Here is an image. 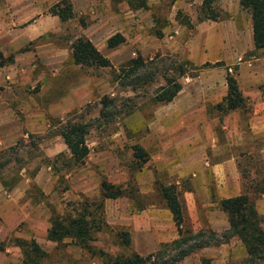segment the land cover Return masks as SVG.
<instances>
[{"label": "rangeland", "instance_id": "1", "mask_svg": "<svg viewBox=\"0 0 264 264\" xmlns=\"http://www.w3.org/2000/svg\"><path fill=\"white\" fill-rule=\"evenodd\" d=\"M59 1L0 0V52L11 57L0 66V152L9 160L0 170L6 182L0 181V264L21 263L15 238L33 240L45 252L37 264H102L96 253L69 238L46 239L52 216L73 215L84 204L94 208L99 200L104 226L93 231L90 249L110 255L154 252L160 243L177 237L175 228L166 226L170 215L160 194L165 185L175 187L185 226L213 230L212 221L222 219L216 207L194 204L190 216L184 193L190 191L189 176L195 169L190 163L204 154L210 163L233 156L240 192L247 193L264 221V82L256 95L262 106L246 97L242 107L228 112L209 100L204 108L180 110L179 101L151 98L164 83L162 75L182 61L191 64H182L188 69L185 82L199 72L223 74V65L236 79L238 61L248 54L232 56V61L221 57L216 66L213 58L216 52L223 56L218 44L236 53L233 24L244 42L251 21L238 0H212L216 20L199 17L202 0H148L141 9H130L127 0H68L72 16L65 21L50 12ZM115 33L123 41L109 48L105 41ZM77 37L87 38L110 65L74 64L70 46ZM138 56L144 66L137 75L153 73L151 81L125 77L129 62ZM191 90L197 101L198 89ZM102 97L111 99L105 107ZM101 108L112 117L103 118ZM68 121L87 125L88 153L78 164L58 134ZM249 123L257 127L255 134ZM133 147L144 152L140 167ZM182 171L187 176L179 177ZM101 180L118 186L121 194L101 198ZM193 217L199 218L200 227L194 228ZM121 231L127 232L128 244L120 241ZM244 259L243 246L230 238L199 249L179 264H247Z\"/></svg>", "mask_w": 264, "mask_h": 264}, {"label": "trees", "instance_id": "2", "mask_svg": "<svg viewBox=\"0 0 264 264\" xmlns=\"http://www.w3.org/2000/svg\"><path fill=\"white\" fill-rule=\"evenodd\" d=\"M148 0H127L130 9H141L146 7ZM173 1V0H168ZM212 0H202L199 11L201 19L216 20L218 13L211 5ZM239 6L249 13L252 31V43L254 50L264 48V0H238ZM52 15H56L60 21H65L72 16L71 5L68 0H60L50 9ZM123 41L119 33L109 36L105 44L112 48ZM70 57L74 64L85 66L106 67L110 65L109 60L103 56L94 45L83 37L75 38L70 46ZM11 61V57H4L0 52V66ZM130 66L125 71V77L136 76L138 70L144 66V62L138 57L129 62ZM183 65L191 66L188 61H182L171 71L164 73L163 84L157 87L152 95L153 102L166 103L173 99L180 89L178 79L187 74V68ZM221 65L220 62L213 64ZM190 68V67H188ZM153 73H143L137 75V82L151 81ZM226 94L216 107L223 112L238 109L244 105L245 97L241 95L235 77L226 69L225 73ZM101 104L105 107L111 99L102 97ZM99 113L103 118L110 119L111 112L100 109ZM111 116V117H110ZM87 125L82 122H65L59 129V136L62 139L70 158L78 164L83 161L88 153L85 144V134ZM133 156L138 162V167L145 161L144 152L139 147H133ZM4 152H0V170L9 162ZM7 160V161H6ZM2 185L6 184L1 180ZM101 198H115L121 194L118 186L105 180L99 183ZM161 198L166 208L171 214L172 222L175 226L177 237L159 245L156 251L139 255L132 252L130 254L110 255L101 249L97 251L90 249L89 242L93 240V231H100L104 226L101 217L102 203L99 200L94 208L88 205H81L80 209H74L73 215H54L49 220L46 232V239L53 242H60L69 238L80 248H84L101 260L102 264H179L184 258L199 249L225 243L230 238L237 239L244 248L247 264L264 263V221L257 213L254 203L247 193H240L235 196L218 200L217 206L226 217L227 226L219 234L210 229L192 230L184 225V216L177 197V192L173 185H165L160 188ZM120 241L128 244L127 232H119ZM15 244L21 251L20 264H37L45 255V252L33 240L14 239Z\"/></svg>", "mask_w": 264, "mask_h": 264}, {"label": "crops", "instance_id": "3", "mask_svg": "<svg viewBox=\"0 0 264 264\" xmlns=\"http://www.w3.org/2000/svg\"><path fill=\"white\" fill-rule=\"evenodd\" d=\"M240 35L241 32L239 30H236L233 24V27L231 29V36L232 37L236 36V38L238 39L236 44V49H237L236 53L233 55L234 50H232L229 45L218 44L220 51L223 52V56H221L220 52H216L213 61L220 62L219 60L221 59V57H223L225 60L232 61L231 60L232 56H236L237 54L241 55L244 52L248 54L249 55L248 56L249 58L247 57L248 59L246 58L243 61L241 60L238 61L239 73L238 75L235 74V76L241 95L245 98L250 97L251 99H255L256 95L260 94L259 84L264 82V48L254 50L252 43L251 23L248 24L246 30L244 31V42L242 43L240 42L239 39ZM238 59H240V57H238ZM221 69H223L224 72L223 74H219V75H216L218 74V71L215 70L199 72L198 74L194 75V77L190 78L191 79L190 82H185V80L188 77L184 75L181 76L179 80L180 89L173 97L171 102L179 101L178 107L180 108V110L193 109L196 106H199L200 108L201 107L204 108V104L208 100L212 104L220 103L226 94L225 73H226V69L229 71V68L223 65V68ZM207 75L209 76L214 75V78L208 81L197 80L198 78H204V76ZM194 86H196V88L198 89L197 101H194V97L196 96V93H194L191 90V88ZM256 99H257L256 106H259L261 103H263L260 101L259 98ZM213 124H215V121H213ZM249 124L251 127L250 130H252V132L255 134L257 127L254 124L251 123ZM147 137L158 138L151 134L147 135ZM228 155L229 154H226V157H224V159L221 160L220 162H213V163H210L207 157H205V154L203 156L202 155L197 156L196 159H193L190 165L195 166V169H193V172H191L189 176V179L191 181V185H190L191 187H189L190 191L184 192L186 196L185 197L186 204L188 206V214L190 216L193 215L192 211L194 210L195 205L209 206V207L214 205V207H216L213 209L214 211L216 210L220 214V218L222 219H220V221H212L210 227L213 229V231L214 230L220 231L227 226L225 214L221 210H219L217 206L218 200L222 198L235 196L240 193H245V192H240L241 183H240V178L238 177L239 170L236 166V163L234 164L233 162V156L232 155L228 156ZM182 172L178 174L179 177L187 176L188 174L187 171L185 173L184 171ZM194 190H196L198 195L201 196V201L199 200L196 201L194 199V193H193ZM205 195L207 196L206 202L204 201ZM211 196H213L215 200L214 203L211 202ZM168 213L170 215L169 218L170 222L166 219L168 222L166 226L170 227V231L171 230L174 231L173 229L175 228V226L172 222L171 214L169 211ZM155 219H152V221L153 222L156 221ZM195 219H197V222L195 221L194 228L196 227V225L200 227L201 223L199 218L193 217L192 221L194 222ZM214 224H216V226ZM168 235L171 236V234ZM171 237L172 238L175 237L174 232ZM147 239H149L148 242H150V235L147 236ZM158 241L164 242L165 239L160 238Z\"/></svg>", "mask_w": 264, "mask_h": 264}]
</instances>
